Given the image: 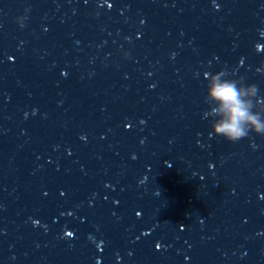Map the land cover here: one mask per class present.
<instances>
[{"label":"clouds","instance_id":"9594fccd","mask_svg":"<svg viewBox=\"0 0 264 264\" xmlns=\"http://www.w3.org/2000/svg\"><path fill=\"white\" fill-rule=\"evenodd\" d=\"M24 19L17 20L22 27ZM257 71L264 74V68ZM206 79L205 102L210 110L203 115L211 118L210 136L222 137L231 143L253 133L264 136V100L255 84H246L243 78H228L224 70L207 74Z\"/></svg>","mask_w":264,"mask_h":264}]
</instances>
